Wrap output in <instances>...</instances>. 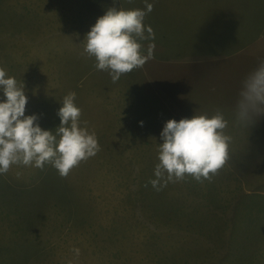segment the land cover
I'll return each instance as SVG.
<instances>
[{"label":"rangeland","instance_id":"obj_1","mask_svg":"<svg viewBox=\"0 0 264 264\" xmlns=\"http://www.w3.org/2000/svg\"><path fill=\"white\" fill-rule=\"evenodd\" d=\"M148 2L155 58L113 83L86 34L108 8L145 0H0V67L25 84V114L54 131L75 92L101 148L67 178L50 165L0 175V264H264V117L245 128L233 114L264 58V0ZM216 109L233 136L225 168L155 190L166 121Z\"/></svg>","mask_w":264,"mask_h":264},{"label":"clouds","instance_id":"obj_2","mask_svg":"<svg viewBox=\"0 0 264 264\" xmlns=\"http://www.w3.org/2000/svg\"><path fill=\"white\" fill-rule=\"evenodd\" d=\"M118 2L114 0V4ZM153 9L148 0L143 9L110 7L86 34L84 53L95 59L97 70L109 73L113 83L155 58V43H149L146 50L143 44L155 39L153 28L145 24ZM0 91L4 97L0 100V175L9 173L13 166L43 170L50 165L67 178L74 168L101 150L96 133L81 120L82 109L75 103V92L62 98L57 113L60 125L53 131L40 126L38 115L25 114L26 86L3 67ZM233 114L236 126L245 128L264 117V58H259L242 78ZM228 127L229 120L221 109L212 115L196 113L191 118L166 121L160 133L155 179L149 183L161 191L169 183L188 178L211 182L231 159L233 136L227 132ZM73 251L79 255V249Z\"/></svg>","mask_w":264,"mask_h":264},{"label":"trees","instance_id":"obj_3","mask_svg":"<svg viewBox=\"0 0 264 264\" xmlns=\"http://www.w3.org/2000/svg\"><path fill=\"white\" fill-rule=\"evenodd\" d=\"M163 264H166V261H165V262H163Z\"/></svg>","mask_w":264,"mask_h":264}]
</instances>
